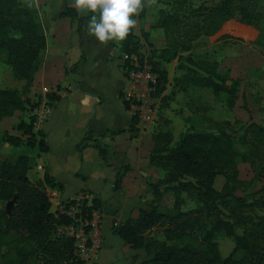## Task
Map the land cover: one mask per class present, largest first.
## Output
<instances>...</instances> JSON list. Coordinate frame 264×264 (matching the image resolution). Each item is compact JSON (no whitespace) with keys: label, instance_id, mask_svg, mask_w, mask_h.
<instances>
[{"label":"trees","instance_id":"obj_1","mask_svg":"<svg viewBox=\"0 0 264 264\" xmlns=\"http://www.w3.org/2000/svg\"><path fill=\"white\" fill-rule=\"evenodd\" d=\"M262 1L214 0L210 4L202 1L195 5L191 0H167L169 7H159L157 19L152 24L153 28H163L167 44L142 53L137 48L139 37L132 30L120 43L119 58L124 52L145 54L151 68L158 74L154 92L158 96L166 89L167 83V70L162 62L174 58L180 60L182 52H186L187 63L177 64L181 74L173 77L170 92L162 98L172 99L177 92L197 86L211 89L216 96L225 94L227 107H233L238 94V79L231 77L229 69L219 72L218 60L208 55L195 60L189 54L198 39L216 34L235 14L239 15L241 22L260 30L257 42L264 54V12L259 9ZM143 11L136 17H141ZM91 15L80 16L73 6L67 4L58 14L60 18L75 21L78 34L82 21ZM140 31V36L149 39L148 31ZM45 47L46 35L37 8L23 4L21 0H0V50L5 52L13 76L24 81L22 90L0 88V120L24 110L28 102L24 94L29 91ZM83 62L81 55L69 71H75ZM45 96L50 100L59 99L51 91ZM121 103L126 109L130 105L124 98ZM50 104L53 106L52 102ZM216 121H212L215 131L189 129L176 142H173L170 129L161 127L154 131L148 163L162 169L165 177L147 182L153 198L139 208L136 217H127L123 221L115 219L111 226L112 235L119 237L121 242L131 249L145 250L148 258L140 264H264V214L245 212L252 203L245 196L236 194L245 183L239 178L238 164L249 163L254 168L264 166V125L251 121L244 124L242 134L238 135L230 121ZM136 122V116L132 115L129 130ZM30 127L31 123L18 124L24 132H29ZM13 140L18 142V139ZM236 140L244 150L235 146ZM37 144L40 150L46 149L42 139ZM87 146L96 148L99 156L107 162L108 147L92 136L90 126L76 148L82 150ZM107 164L115 169L112 190L116 191L129 167ZM30 168V159L25 154L17 155L12 161L0 160V264H29L35 255H40L42 264H85L75 254L71 237L55 235L57 224L68 223L70 219L56 216L51 211L45 186L60 190L61 183L47 172L43 181L34 182L28 176ZM218 175L224 178L219 190L214 187ZM168 192L172 195V206L161 209L159 202ZM186 198L195 200L198 205L183 209ZM8 201L13 202L9 211L4 205ZM105 204L94 197L92 204L87 206L88 211L93 208L102 211ZM237 228L242 229L241 233H236ZM219 232L234 242L231 252L224 257L214 240ZM3 245L11 246L13 258H7L6 252L2 251Z\"/></svg>","mask_w":264,"mask_h":264},{"label":"crops","instance_id":"obj_2","mask_svg":"<svg viewBox=\"0 0 264 264\" xmlns=\"http://www.w3.org/2000/svg\"><path fill=\"white\" fill-rule=\"evenodd\" d=\"M21 2L37 8L46 35V47L41 52V64L25 98L31 100L42 98L49 91L59 96L58 100L49 99L53 103L52 112L42 123L37 139V143L39 139L43 140L46 149L40 150L36 143L38 149L36 161L25 154L31 163L29 171L35 167L36 173L30 175L28 171V176L31 180L33 176L36 180L43 181V175L47 172L55 181L61 183V189H56L60 197L64 198L77 192H90L101 202L106 203L102 211L97 209L100 213L101 248L96 264H101L103 244L106 240L112 241V238L118 240L110 234L113 220L123 221L127 217H136L139 208L153 198L147 182H156L165 177L162 169L148 163L154 144L152 137L154 132H148L149 124L142 126L138 119L132 130H129L133 110L131 105L126 109L121 103L126 79L119 65L120 50L116 46L117 41L101 44L94 36L88 35L86 25L89 19L82 21L78 34L75 21L68 17L60 18L58 14L64 5L72 6L73 0H21ZM144 3L148 18V11L150 13L153 11L157 0L151 4L144 0ZM138 18H134L137 20L136 26L140 25ZM149 35L152 36V32ZM217 38L215 35L201 37L197 42L203 43L208 39L213 45L218 42ZM81 55L84 57L83 64L77 66L75 71H69V67L76 63ZM217 57L216 54L210 56L218 60L220 65V59ZM218 71L223 72L219 66ZM181 92L183 91L177 92L174 98H179ZM193 103H196L195 100ZM89 126L92 136L107 145V162L92 146L82 150L76 148V144L82 140ZM171 128L174 142L176 136ZM122 129H124L122 132L116 133ZM107 163L129 167L122 178L121 187L116 191L112 190L115 169ZM45 187L46 191L55 189ZM166 194L171 195L170 192ZM105 220L109 221V227L105 226ZM128 250L129 261L126 264H140L145 260L140 255V249ZM134 254L140 256L135 263L132 259Z\"/></svg>","mask_w":264,"mask_h":264},{"label":"rangeland","instance_id":"obj_3","mask_svg":"<svg viewBox=\"0 0 264 264\" xmlns=\"http://www.w3.org/2000/svg\"><path fill=\"white\" fill-rule=\"evenodd\" d=\"M202 1L210 4L214 0H191L192 4L195 5ZM159 7L168 8L167 0H160L151 13L148 11V18L146 17L145 8H143V15L138 18L140 25L133 29L139 37L137 48L142 53L146 54L153 47L158 49L167 44L163 28L152 27V24L157 19ZM259 9L264 12V0L260 3ZM141 29L148 31L149 34L152 32V36L149 35V39H144L140 36ZM214 35L218 36L216 39L217 43L212 45L208 39L203 43L198 41L193 46L189 55L195 60L203 58L205 55L209 57L215 54L218 55L217 58L220 59V71L229 69L231 77L237 78L239 81L238 94L234 106L227 107L225 94L216 96L212 93L211 89H202L197 86H192L189 91H187L188 88L186 91L181 92V96L177 99L174 98L177 94L172 99H166V96L162 98L163 95H167L170 92L173 77L181 74V71L177 70V64L179 62L187 63L185 62L187 54L186 52H182L180 60L174 58L168 62L161 61L167 70L166 89L160 95H155L160 106V112L158 111L153 125H148L150 126L147 128L148 132H154L161 127V129H170L172 127L176 136L174 142H176L179 139L180 133L182 134L185 128L186 130L215 131L216 127L214 122H212L214 120H217L216 122L222 120L230 121L233 128L237 130L238 135L242 134L244 124L251 121L264 125V54L261 52L262 46L257 42L260 37V30L252 25L241 22L239 15L235 14ZM116 43L117 48L121 50V42L117 41ZM205 51H207V54L204 53ZM23 84V80H18L13 76L11 67L6 63L5 52L0 50V88H17L22 90ZM26 95L27 93L24 94V97ZM41 99V97L33 100L28 98L24 110L16 111L13 116L0 120V160L12 161L19 154H27L32 160H38L36 143L40 135V128L37 129L33 126V109ZM193 100L196 103H193ZM182 115L185 117L184 119ZM21 122L23 125L31 123V130L24 132L23 129L18 128V124ZM13 139H18V142H15ZM235 146L240 150H244V147L239 144L238 140H236ZM238 169L239 178L244 180L245 183L236 190V194L245 196L246 200L252 203L250 208L245 212H250L253 215L264 214V166L254 168L249 163L240 162ZM258 170L261 171L260 174ZM29 174L36 175L35 167L29 171ZM32 180L37 182L33 176ZM223 183V176L218 175L215 178L214 187L219 190ZM49 197L51 211L55 213L56 198L51 195ZM261 200L262 203L259 202ZM4 205L6 210L9 211L13 202L8 201ZM197 205L198 202L195 200H188L186 198L182 208L188 210ZM171 206V195L166 194L159 202V207L167 210ZM104 224L109 227L108 220H105ZM60 227L62 225L57 224L55 229V235L57 236H60L58 234L62 233V228ZM241 231V228L236 229L237 234L241 233ZM214 240L217 243L218 251L223 257L228 255L234 246L233 239L225 236L222 232L216 233ZM129 248L127 244L123 242L119 243L118 240H114L113 238L112 241L106 240L101 250L103 257L101 264H126L129 261ZM10 249L11 246L8 245H3L2 247V251L6 252L8 259L13 258V253ZM140 251L143 259H147L145 250L140 249ZM39 257L40 255L32 257L29 264H42ZM139 258V255L134 254L132 257L133 262H137Z\"/></svg>","mask_w":264,"mask_h":264},{"label":"built area","instance_id":"obj_4","mask_svg":"<svg viewBox=\"0 0 264 264\" xmlns=\"http://www.w3.org/2000/svg\"><path fill=\"white\" fill-rule=\"evenodd\" d=\"M126 79L123 88V98L128 100L133 115L140 125L151 124L159 111V103L155 97V87L158 74L151 68L147 56L136 53H122L119 59ZM33 109V126L40 128L52 112L50 100L44 96ZM48 196L56 198L54 214L63 215L70 219L61 223L60 236L71 237L75 254L85 264H96L101 248L100 213L97 209L88 211L94 195L90 192H77L67 197H60L56 189L46 191ZM50 198V197H49Z\"/></svg>","mask_w":264,"mask_h":264},{"label":"clouds","instance_id":"obj_5","mask_svg":"<svg viewBox=\"0 0 264 264\" xmlns=\"http://www.w3.org/2000/svg\"><path fill=\"white\" fill-rule=\"evenodd\" d=\"M155 0H148L154 3ZM31 6V5H30ZM79 14L92 13L86 32L101 44L122 42L137 25L134 17L143 10L144 0H73Z\"/></svg>","mask_w":264,"mask_h":264},{"label":"water","instance_id":"obj_6","mask_svg":"<svg viewBox=\"0 0 264 264\" xmlns=\"http://www.w3.org/2000/svg\"><path fill=\"white\" fill-rule=\"evenodd\" d=\"M110 234H112V232H110ZM116 238L118 239L119 243H121V239L117 236H116Z\"/></svg>","mask_w":264,"mask_h":264}]
</instances>
